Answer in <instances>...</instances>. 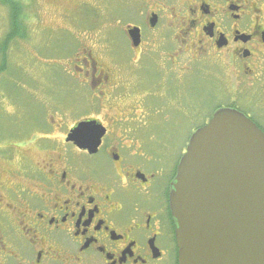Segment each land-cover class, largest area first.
<instances>
[{"label":"flooded vegetation","instance_id":"obj_1","mask_svg":"<svg viewBox=\"0 0 264 264\" xmlns=\"http://www.w3.org/2000/svg\"><path fill=\"white\" fill-rule=\"evenodd\" d=\"M42 4L45 11L46 2ZM120 4L132 17L117 25L122 24L134 65L122 69L113 52L112 61L98 52V45H108L115 34L113 27L103 24L98 33L84 29L64 65L76 84L68 88L69 99L77 101V90L84 87L94 106L86 111L73 108L75 103L59 107L46 95L43 114L35 121L10 124L16 145H9L15 155L19 150L18 161L24 163L22 170L12 169L13 182L0 180V264H178L170 192L184 154L171 168L156 145H149L168 142L171 136L143 133L144 106L147 97L170 100L164 106H188L189 93H178L179 67L188 71L193 59L213 58L227 79L229 96L200 127L218 109L229 107L264 131V0ZM152 52L158 66L150 89L139 90L141 96L130 94L138 83L137 67L152 64ZM122 87L126 95L119 97ZM163 105L156 102L150 110ZM5 112L0 103V115ZM29 123L37 127L28 129ZM81 123L104 127L95 151L69 139ZM28 148L31 153L22 152Z\"/></svg>","mask_w":264,"mask_h":264},{"label":"rangeland","instance_id":"obj_2","mask_svg":"<svg viewBox=\"0 0 264 264\" xmlns=\"http://www.w3.org/2000/svg\"><path fill=\"white\" fill-rule=\"evenodd\" d=\"M42 1L0 0V41L10 33L11 25L19 14V4L28 18H23L26 35L21 38H16V35L8 37L0 52V103L2 109L8 111L0 118V129L2 127L5 135L0 137V180L7 183L14 181L12 169L20 167L22 170L24 163L18 161L21 156L19 150L17 149L18 154L15 155L14 148L9 145H16V140L11 136V123L19 126L35 121L43 114V101L47 102L43 98L46 95L59 107L67 108L66 103H75L73 108L83 107L81 111H86L94 106L90 101L89 91L84 87L77 90V101L69 99L68 88L75 87L76 84L65 71L64 63L75 53L80 31L96 28L98 33V27L102 30L103 24L113 27L115 34L109 37V46L101 42L98 52L108 56L110 60L109 54L114 53V61L122 69L134 65L131 64V48L121 31L122 24L117 25L118 20L123 23L132 18L122 4L119 6L120 0H44L45 11ZM57 4L63 6H52ZM46 24L61 27H47ZM149 54L152 55V64L143 63L137 67L138 83L131 89L130 94L141 96L139 90L146 92L150 89L149 83L155 78L154 65L158 66V59L154 52ZM193 60L194 63L188 71L179 67L181 91L178 93L183 96L189 93L191 102L188 106L186 103L181 105L170 102L164 106L170 100L158 101L148 97L145 101L146 129L143 133L171 136L168 142L149 144L156 145L155 149L161 151L160 158L171 168L185 153L193 132L208 120L219 103L228 102L229 99L225 89L227 79H224L213 58L202 56ZM156 87L154 85L151 89L155 90ZM33 91L31 99L30 94ZM41 91L44 92L42 95ZM124 91L125 87H122L117 96H125ZM143 94L147 96V93ZM122 101L125 103V100ZM156 102L163 106L159 110H150ZM6 125H9L7 130ZM36 127L35 125L34 128ZM34 151H37L36 148ZM22 152L31 153V149ZM162 264L175 263L165 261Z\"/></svg>","mask_w":264,"mask_h":264},{"label":"water","instance_id":"obj_3","mask_svg":"<svg viewBox=\"0 0 264 264\" xmlns=\"http://www.w3.org/2000/svg\"><path fill=\"white\" fill-rule=\"evenodd\" d=\"M104 133L81 123L69 139L95 151ZM170 209L179 264H264V131L236 109L217 110L191 136Z\"/></svg>","mask_w":264,"mask_h":264},{"label":"trees","instance_id":"obj_4","mask_svg":"<svg viewBox=\"0 0 264 264\" xmlns=\"http://www.w3.org/2000/svg\"><path fill=\"white\" fill-rule=\"evenodd\" d=\"M19 7L20 8H18V13H19L18 17H16L13 21L14 23H12L11 25L10 33L2 41H0V52L3 50V47L6 44L8 37L13 36V35H16V37H24L26 35V25L23 23L24 22L23 18H25L26 16L24 15L23 7H21L20 4H19ZM1 117L2 115H0V118ZM27 127L28 129L34 128V126L30 123L28 124ZM0 134L2 135L0 136L1 138L5 136L3 133L2 127L0 129Z\"/></svg>","mask_w":264,"mask_h":264}]
</instances>
